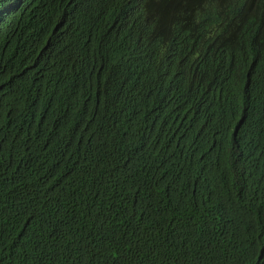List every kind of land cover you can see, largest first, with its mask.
Returning a JSON list of instances; mask_svg holds the SVG:
<instances>
[{"label": "trees", "instance_id": "trees-1", "mask_svg": "<svg viewBox=\"0 0 264 264\" xmlns=\"http://www.w3.org/2000/svg\"><path fill=\"white\" fill-rule=\"evenodd\" d=\"M215 246L264 264V0H0V264Z\"/></svg>", "mask_w": 264, "mask_h": 264}, {"label": "clouds", "instance_id": "clouds-1", "mask_svg": "<svg viewBox=\"0 0 264 264\" xmlns=\"http://www.w3.org/2000/svg\"><path fill=\"white\" fill-rule=\"evenodd\" d=\"M160 225V222L158 223H153L152 226H151V229L152 231L157 229ZM81 226H83L81 224ZM84 227V226H83ZM236 235H240V236H243L244 233H236L234 235H231L228 239L236 236ZM124 237H128V236H124ZM185 244H182V243H177L175 244L174 246L170 247L169 250L171 252H173V249L177 248V247H180V246H183ZM218 249V246H215L211 251H208V252H203L202 254V258H203V264H252L248 261H245L243 260L239 254H236L234 253V249H230V250H227L225 252V254L219 258V259H216L213 255V253ZM171 260H173V253H169L167 251H164ZM262 256H264V254H262ZM35 262H31V264H34ZM172 263V262H171ZM10 264V263H9Z\"/></svg>", "mask_w": 264, "mask_h": 264}]
</instances>
